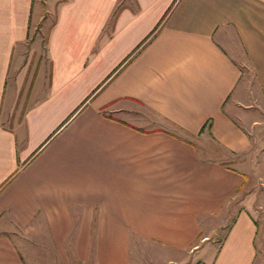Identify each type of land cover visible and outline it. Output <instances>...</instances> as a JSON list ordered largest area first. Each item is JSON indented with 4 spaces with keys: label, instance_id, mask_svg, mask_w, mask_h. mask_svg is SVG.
I'll list each match as a JSON object with an SVG mask.
<instances>
[{
    "label": "crops",
    "instance_id": "obj_1",
    "mask_svg": "<svg viewBox=\"0 0 264 264\" xmlns=\"http://www.w3.org/2000/svg\"><path fill=\"white\" fill-rule=\"evenodd\" d=\"M119 2L0 0V264H254L264 0ZM48 14L44 88L10 73Z\"/></svg>",
    "mask_w": 264,
    "mask_h": 264
},
{
    "label": "rangeland",
    "instance_id": "obj_2",
    "mask_svg": "<svg viewBox=\"0 0 264 264\" xmlns=\"http://www.w3.org/2000/svg\"><path fill=\"white\" fill-rule=\"evenodd\" d=\"M124 0H120L119 5L121 6L122 2ZM52 22V15L48 14L46 16L43 15L42 21L36 25L35 27L31 28L29 38L25 41L24 45L22 46V53L21 57L18 62V67L16 71V67L14 69V64L11 67V73L10 76L13 77L15 73H18L20 70H26L25 75H24V81H27L30 78V74L34 73L37 70L44 69V79H43V87L45 88L46 86V80H47V61L45 59L44 55V38L45 34L47 31V28ZM238 61L240 62L241 68V76L242 80L245 81L246 86H249L250 83V75H249V70L247 69L244 60H242V57H238ZM248 88V87H246ZM30 90V89H29ZM21 95L19 91L18 97ZM255 96L252 94L250 95V100L249 101H254ZM29 99V98H28ZM30 100H23L21 101V105L25 106L28 104ZM254 107V106H253ZM16 108V111L19 110V105L18 102H15L14 108L12 110L10 109L9 111L2 110L0 111V122L2 124H7L8 121H11V117L14 115V110ZM255 113H259V116L254 115L253 118L259 119L260 122V128L257 129V133H253L252 135L254 136L252 138V153H253V166L250 168L248 171L247 175V182L242 186V189L240 192L237 193L234 199L230 201L229 204L226 205L228 212L231 213L234 207H237V203L241 202L244 200V198L247 195L248 196V204L252 207V215L254 216L256 220V225L258 228V237L259 234L261 235L262 233L264 234V177H263V168H264V111L263 109H251ZM16 116V114H15ZM14 116V117H15ZM262 117V118H261ZM249 153V152H248ZM237 202V203H235ZM234 205V207H233ZM230 215V214H229ZM228 215V216H229ZM227 216V218H228ZM231 216V215H230ZM225 216L221 217L222 219L227 220L224 218ZM230 218V217H229ZM229 220V219H228ZM226 221H221V226L218 230L216 231H211V232H203V234H206L209 238H204V241L197 240L196 242V247L200 244L203 243H208V242H215L220 239L222 234L224 233V230L226 228V225L228 223ZM199 239V238H198ZM213 242V245H215ZM260 246V247H259ZM193 251L196 249L192 248ZM190 255H192V252L190 251ZM184 257V256H183ZM183 257L181 259H183ZM196 257H189L186 260L182 261L180 260L179 262H169V263H164V264H192L195 261ZM136 260L134 259L133 264H145V263H139L135 262ZM155 264V263H154ZM159 264V263H156ZM254 264H264V237L263 240L261 241V236H260V243L258 245V250H257V261L254 262Z\"/></svg>",
    "mask_w": 264,
    "mask_h": 264
},
{
    "label": "trees",
    "instance_id": "obj_3",
    "mask_svg": "<svg viewBox=\"0 0 264 264\" xmlns=\"http://www.w3.org/2000/svg\"><path fill=\"white\" fill-rule=\"evenodd\" d=\"M117 10H118L117 8L114 9L113 14H112V18H113V17L115 16V14L117 13ZM73 112H75V110H74ZM73 112H72L68 117H70V116L73 114ZM208 124H209V121L206 120V122L203 124V126H204V125L207 126ZM203 126L200 128V130L203 128Z\"/></svg>",
    "mask_w": 264,
    "mask_h": 264
}]
</instances>
